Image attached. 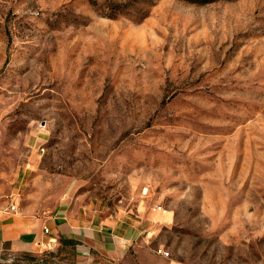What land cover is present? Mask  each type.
Returning <instances> with one entry per match:
<instances>
[{"label": "rangeland", "instance_id": "obj_1", "mask_svg": "<svg viewBox=\"0 0 264 264\" xmlns=\"http://www.w3.org/2000/svg\"><path fill=\"white\" fill-rule=\"evenodd\" d=\"M11 202L136 221L176 264H264V0H0Z\"/></svg>", "mask_w": 264, "mask_h": 264}, {"label": "crops", "instance_id": "obj_2", "mask_svg": "<svg viewBox=\"0 0 264 264\" xmlns=\"http://www.w3.org/2000/svg\"><path fill=\"white\" fill-rule=\"evenodd\" d=\"M107 220L75 203L34 217L2 208L0 252L36 251L41 245L58 246L71 239L75 241L74 264H176L151 244L153 231L133 220Z\"/></svg>", "mask_w": 264, "mask_h": 264}, {"label": "built area", "instance_id": "obj_3", "mask_svg": "<svg viewBox=\"0 0 264 264\" xmlns=\"http://www.w3.org/2000/svg\"><path fill=\"white\" fill-rule=\"evenodd\" d=\"M3 209H4L6 212H9V213H15V212H17V210H18V208H17V204H16L15 202H11V203H9V204H8L7 206H5ZM44 231L47 232L48 229H47L46 227H44ZM160 252H162V254H163L164 256H168V252H167V251H165V250H161V249H160Z\"/></svg>", "mask_w": 264, "mask_h": 264}, {"label": "trees", "instance_id": "obj_4", "mask_svg": "<svg viewBox=\"0 0 264 264\" xmlns=\"http://www.w3.org/2000/svg\"><path fill=\"white\" fill-rule=\"evenodd\" d=\"M62 243L63 244H67V243H69V244H75V241L74 240H71V239H64V240H62Z\"/></svg>", "mask_w": 264, "mask_h": 264}]
</instances>
